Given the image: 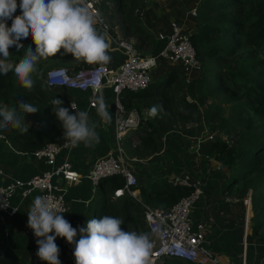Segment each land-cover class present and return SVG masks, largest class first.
Wrapping results in <instances>:
<instances>
[{
  "label": "trees",
  "instance_id": "1",
  "mask_svg": "<svg viewBox=\"0 0 264 264\" xmlns=\"http://www.w3.org/2000/svg\"><path fill=\"white\" fill-rule=\"evenodd\" d=\"M96 6L108 21L116 22L122 37H132L137 50L146 49L145 53L150 54L155 39L142 22L145 0H98ZM195 10V26L188 38L200 65L199 75L177 81L181 71L172 66L145 89L125 91L128 97L141 95L140 101L132 105L140 116L139 125L133 128V151L145 155L157 152L165 135L198 120L205 122L209 131L218 133L210 152L220 159L225 171L221 190L242 202L249 197V234L264 242V0H198ZM8 23L10 26L11 21ZM27 41L34 46L31 37ZM63 55L70 53L61 49L56 66L64 62L59 60ZM9 60H14L11 54ZM91 65L84 61L68 69ZM10 73L0 75V107H17V101L24 100L37 111L25 114V120L32 122L28 130L26 126H10L0 129V133L15 150L27 152L47 142L64 140V129L53 111V107L62 106L53 103L56 99L67 107L63 98L41 77L33 76L34 86L29 91L18 79L12 84L7 79ZM153 86H159L158 90ZM200 104L205 105L203 110ZM152 108H156L155 114ZM17 112L24 115L18 107ZM154 182L165 183L166 187L155 188L148 181L136 185L140 200L153 207H168L190 189L165 179ZM122 183L121 176L110 174L100 177L95 187L112 190ZM129 201L133 198L128 195H108L94 211L98 218H123L125 230L148 233L140 207L127 206ZM4 234L5 224L0 221V264H19L17 254L4 242ZM155 264L201 263L162 256Z\"/></svg>",
  "mask_w": 264,
  "mask_h": 264
},
{
  "label": "crops",
  "instance_id": "2",
  "mask_svg": "<svg viewBox=\"0 0 264 264\" xmlns=\"http://www.w3.org/2000/svg\"><path fill=\"white\" fill-rule=\"evenodd\" d=\"M197 2L198 0H145V8L141 13L142 22L152 32L155 39L150 53L162 46V40L157 39L156 34L166 32L170 20L176 19L187 33L194 30L196 19L195 15L189 13V9L195 6ZM113 26L112 33L119 37L121 34L116 24H113ZM109 54L111 56L110 64L114 66L122 59L121 49L113 42H111ZM55 56L58 59V53ZM59 60L64 61L62 65L67 68L84 62L82 59H75L72 54L63 55ZM16 62H18L17 58L14 63ZM167 63L160 62L156 66V69H158L157 75H151L150 81H156L164 70L170 68L172 64ZM198 75L199 72L188 75L183 74V80ZM48 88L63 98L70 111H74L68 106L69 100H72L75 102L74 108L76 111H87L90 124L95 123L98 125L96 131L99 135V143L86 146L81 142L75 148L62 146L55 156V163L65 159L79 173V180L75 182L66 183L60 177L54 178V181L60 183L64 189L63 198L68 211L63 215L73 227L86 226L88 219L98 218L94 209L96 210L105 197L102 191L105 187L100 189L95 187L94 192L91 193L92 184L86 174L91 168L93 159L105 153L113 142L115 123L118 119V113L113 106V93L109 85L106 84L102 85L94 95L88 90L70 87ZM158 88L159 86H153L155 90H158ZM90 99L94 101L92 106L89 105ZM101 99L112 117L109 123H104L98 115ZM140 99L141 95L132 98L126 96L125 91L120 95V100L126 108L132 107ZM203 107L199 106L200 110H203ZM26 123L28 126L32 124L31 120H26ZM133 131V129H129L124 135L120 147L124 157L132 166L137 178V184L148 181L153 182L155 188L156 186L159 188L166 187L165 183L155 184L154 181L165 179L168 183L169 181L173 182L176 177L188 175L190 177L189 180L197 182L201 188V195L190 210L191 220L193 222L199 220L204 222L207 227L208 246L213 251L238 262L239 258L232 248L228 246L227 242L222 240L227 238V234H231L235 237L236 246L238 244L240 246L241 224H239L238 218L242 210L241 205L244 210L245 207L241 200L221 190L225 171L220 159H217L215 154L210 152V144L216 137L212 140L207 138L208 133L211 131L208 130L205 122L198 120L165 135L162 148L149 155H145L143 152L134 153L136 135L133 134ZM0 134L2 135V133ZM0 167L2 169L0 183H5L11 179H26L47 169L49 165L34 158L31 151L15 150L2 135L0 137ZM134 189L135 197L124 194L133 198V201H129L126 205L132 208L134 207L130 204L132 202L137 203L136 206L139 207L141 203L148 204L140 200L136 186ZM109 191L111 195V190ZM30 199L31 194L24 199L18 194H14L11 198V203L16 206V211L14 214L7 216L4 242L17 254L19 264H47L46 261L40 260L35 255L38 248L35 243L37 238L25 235L23 231L24 219ZM87 200H90L91 203L86 206L83 201ZM55 242L60 248L59 259L61 264H75L73 256L74 244H69L62 237H57ZM223 253H227V255ZM245 263L247 264V260ZM251 264L256 263L252 262Z\"/></svg>",
  "mask_w": 264,
  "mask_h": 264
},
{
  "label": "built area",
  "instance_id": "3",
  "mask_svg": "<svg viewBox=\"0 0 264 264\" xmlns=\"http://www.w3.org/2000/svg\"><path fill=\"white\" fill-rule=\"evenodd\" d=\"M97 1L86 0V3L89 10L98 18L97 28L100 31H107L111 42L121 49V61L115 66L110 62L95 63L88 67H78L72 70L63 65L51 66L45 69L43 82L50 88L70 87L88 90L92 95L102 85H109L113 93V106L118 113L113 142L105 153L93 159L86 176L92 184L91 193H93L100 177L118 174L122 177L123 183L111 190V196L120 197L128 194L135 197L134 187L137 184V178L132 166L122 153L120 143L129 129L139 125L140 116L135 108L124 106L120 100V95L124 91L135 92L145 89L151 80L152 70L157 65L158 59H163L169 63H177L179 69L185 74L199 72L200 65L195 56L193 45L188 38V33L176 19L169 21L166 32L156 34V38L162 40V46L153 53L142 54L131 42L120 38V36L116 37L110 32V29H113L114 26L98 10ZM195 12V6L189 9L190 14L195 15ZM18 14H20V9ZM71 104L74 106L75 102L69 100L68 106L71 107ZM89 105H94L92 99L89 100ZM214 132H209L207 138L212 140L217 137L218 134ZM222 137L224 136L222 135ZM68 143L67 138L58 143H44L31 151V154L34 158L49 165L47 169L26 179H11L5 183H0L1 222L6 225L7 216L14 214L16 211V206L11 203L14 194H18L22 199L31 194L23 227V231L31 237L35 236L33 230L28 227L27 212L35 197L44 196L49 198L52 203L58 204L67 210L63 198L64 189L60 183L54 181V178L60 177L66 183L79 180V173L72 168L69 161L63 159L55 163L58 150ZM1 173L2 169L0 167V175ZM189 178L188 175H183L173 180V182L180 185H188L190 189L187 194L178 198L170 206L160 208L145 203L140 204L142 218L153 243L150 254L151 264H155L156 260L162 258V256L196 261L201 264H246V228H244L240 238L241 250L238 262L220 255L208 246L207 227L204 222L202 220L193 222L190 218V210L201 195V188L197 182L190 181ZM243 204L246 209L249 204V197L243 199Z\"/></svg>",
  "mask_w": 264,
  "mask_h": 264
},
{
  "label": "clouds",
  "instance_id": "4",
  "mask_svg": "<svg viewBox=\"0 0 264 264\" xmlns=\"http://www.w3.org/2000/svg\"><path fill=\"white\" fill-rule=\"evenodd\" d=\"M97 23L98 18L89 10L86 0H19V4L17 0H0V75L12 72L30 91L38 61L56 55L61 49L88 63L110 62L111 40L107 31L97 28ZM29 37L34 48L25 47L24 41ZM10 47L17 51L24 49L23 57L16 63L9 60ZM53 103L62 105L53 107V111L69 141L66 147L75 148L81 142L86 146L99 143L98 125L90 124L87 111H76L72 104L74 111H70L60 99ZM17 107L24 114L23 120ZM17 107H0V129L26 125L28 130L25 114L35 113L37 108L24 100H18ZM152 112L155 114L156 108ZM98 115L104 123L112 119L102 99ZM83 203L87 206L91 201ZM67 211L44 196L33 199L27 223L37 238L35 255L40 260L61 264L60 248L55 241L62 237L74 244L75 264H151L153 243L149 233L125 230L123 218L109 215L88 219L86 226L73 227L63 215Z\"/></svg>",
  "mask_w": 264,
  "mask_h": 264
},
{
  "label": "rangeland",
  "instance_id": "5",
  "mask_svg": "<svg viewBox=\"0 0 264 264\" xmlns=\"http://www.w3.org/2000/svg\"><path fill=\"white\" fill-rule=\"evenodd\" d=\"M17 14V13H16ZM112 25H113V22L112 21H109ZM114 24H116V22H114ZM117 26V25H116ZM120 38H123V39H125V40H127V41H129V42H131L132 43V40H133V38L132 37H122L121 35H120ZM28 41L26 40V41H24V44H25V47H27L28 46ZM34 47V46H33ZM145 50L146 49H144V50H139L142 54H146L145 53ZM9 51H10V54L11 55H13V63L15 62V60H16V58L18 59V61L23 57V55H24V49H20L19 51H16V49H15V47H10V49H9ZM13 51H15V53L13 52ZM19 53V54H18ZM57 60V58H56V56L54 55V56H49V57H47V58H41L39 61H38V65H37V71L36 72H34L33 74H32V76H34V77H41V79L43 78V73H44V71H45V69H47L48 67H51V66H56V64H55V61ZM160 62H165V63H167V61H163V59H158V62H157V65L156 66H158L159 65V63ZM93 64H95V63H92V65ZM167 64H169V63H167ZM172 65L170 66V67H172V66H177V67H179L178 66V64L177 63H171ZM156 66H155V68L152 70V76L153 75H157V72H158V69H156ZM158 68V67H157ZM181 71V70H180ZM194 72H192V73H189V74H193ZM183 74H185V73H183L182 71L180 72V74L178 75V77H177V81H181V80H183ZM186 75V74H185ZM188 75V74H187ZM7 79L8 80H10V82L12 83V84H15V82H16V80H17V78L15 77V75L11 72L10 74H9V76L7 77ZM211 104L213 103V100H210L209 101ZM200 106H204L203 107V109L205 108V105H203V104H200ZM222 113L225 115L226 113H227V110L225 109V110H223L222 111ZM21 119L23 120V116H21ZM218 134V133H217ZM102 191H103V194L105 195V196H108V195H110V191H109V189L108 188H104V189H102ZM131 204V206H136L137 205V203H134V202H132V203H130ZM241 213H239V218H238V221H239V224H241V235L243 234V230H244V228H246V232H245V235H247V239H246V249H247V251H246V253H245V258H246V260H247V264H251L252 262L253 263H256V264H261L262 262H263V260H264V242L263 241H259V240H256V239H254L253 237H251L250 236V234H249V229H248V226H247V224H248V216H249V211H248V214H247V219H246V227H245V218H244V208L242 207V205H241ZM24 234L25 235H27L25 232H24ZM227 234V233H226ZM240 235V236H241ZM29 236V235H28ZM223 242H227L228 243V246L229 247H231L232 248V250H233V252L237 255V257L239 258V253H240V250H241V247L239 246V244H238V246H236L237 245V243L235 242V237H234V235H231V234H227V238L226 239H224V240H222ZM224 255H227V253H223ZM156 261H159V259L158 260H156Z\"/></svg>",
  "mask_w": 264,
  "mask_h": 264
},
{
  "label": "water",
  "instance_id": "6",
  "mask_svg": "<svg viewBox=\"0 0 264 264\" xmlns=\"http://www.w3.org/2000/svg\"><path fill=\"white\" fill-rule=\"evenodd\" d=\"M249 210V204H248V206H246V209H245V217H246V215H247V211ZM247 222V221H246Z\"/></svg>",
  "mask_w": 264,
  "mask_h": 264
},
{
  "label": "bare ground",
  "instance_id": "7",
  "mask_svg": "<svg viewBox=\"0 0 264 264\" xmlns=\"http://www.w3.org/2000/svg\"><path fill=\"white\" fill-rule=\"evenodd\" d=\"M249 211V210H248ZM248 211H247V214H248ZM246 219H247V215H246V217H245V227H246Z\"/></svg>",
  "mask_w": 264,
  "mask_h": 264
}]
</instances>
